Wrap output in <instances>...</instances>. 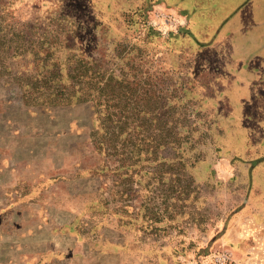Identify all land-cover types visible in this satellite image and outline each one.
<instances>
[{"label": "rangeland", "instance_id": "374dc122", "mask_svg": "<svg viewBox=\"0 0 264 264\" xmlns=\"http://www.w3.org/2000/svg\"><path fill=\"white\" fill-rule=\"evenodd\" d=\"M183 34L145 0H0V69L51 52L49 62L75 54L128 70L165 100L160 114L176 107L189 177L168 186L144 160L125 171L98 150L90 103L24 105L0 70V264H264L251 185L264 120L242 122L229 72Z\"/></svg>", "mask_w": 264, "mask_h": 264}, {"label": "trees", "instance_id": "16d2710c", "mask_svg": "<svg viewBox=\"0 0 264 264\" xmlns=\"http://www.w3.org/2000/svg\"><path fill=\"white\" fill-rule=\"evenodd\" d=\"M51 54H37L32 69L26 68L27 65L16 70L1 66L2 73L12 76L14 82L9 86L18 89L24 105L53 108L90 103L97 122L94 135L98 150L114 156L120 168L126 171L140 160L157 162L165 168L161 175L168 177V186L186 176L188 159L179 152L180 133L176 130L174 105L160 114L165 100L145 89L143 81L134 86L128 70L116 74L114 68H103L96 61L75 54L64 62H49ZM135 134L141 137L139 143H135ZM190 138L185 136V139ZM171 167H181V174L170 172ZM178 187L183 197L189 183Z\"/></svg>", "mask_w": 264, "mask_h": 264}, {"label": "crops", "instance_id": "0c3cea01", "mask_svg": "<svg viewBox=\"0 0 264 264\" xmlns=\"http://www.w3.org/2000/svg\"><path fill=\"white\" fill-rule=\"evenodd\" d=\"M145 2L156 5L167 15L169 13L174 18L175 29L195 43L204 45V50L213 54L216 69L229 72L230 85L234 88L228 95L236 100L234 107L238 109L242 122L249 116L263 121L264 44H260L258 37L264 36V0ZM208 20L212 22L206 25L204 22ZM226 44L231 52L229 60H223L225 57L221 55ZM256 164L251 185L254 196L261 198L262 206L255 212L260 213L259 227L264 229V157Z\"/></svg>", "mask_w": 264, "mask_h": 264}]
</instances>
